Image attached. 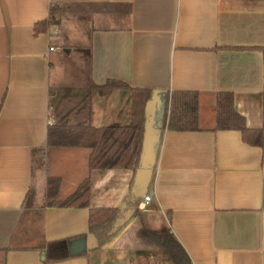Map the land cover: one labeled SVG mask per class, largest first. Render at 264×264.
I'll list each match as a JSON object with an SVG mask.
<instances>
[{
  "label": "crops",
  "instance_id": "obj_1",
  "mask_svg": "<svg viewBox=\"0 0 264 264\" xmlns=\"http://www.w3.org/2000/svg\"><path fill=\"white\" fill-rule=\"evenodd\" d=\"M50 17L55 26L34 35ZM62 52L80 68L67 71ZM107 78L150 98L197 92L198 130L164 128L156 161L143 142L152 205L128 201L134 170H89L90 148L47 144L58 93L69 122L87 113L94 126L129 120L128 88L87 95L90 81ZM219 91L232 92L248 128L264 129V0H0V264H133L144 257L136 250L155 248L137 207L152 228H171L192 264H264V136L260 147L239 130H214ZM88 175V205L46 203L48 177L59 178L61 200ZM93 207L116 209L102 244L88 229ZM89 232L96 247L44 262L49 241Z\"/></svg>",
  "mask_w": 264,
  "mask_h": 264
},
{
  "label": "trees",
  "instance_id": "obj_2",
  "mask_svg": "<svg viewBox=\"0 0 264 264\" xmlns=\"http://www.w3.org/2000/svg\"><path fill=\"white\" fill-rule=\"evenodd\" d=\"M54 9V7H52ZM57 20L35 22L34 35L45 32L55 26ZM128 88L131 92L129 120L123 124L94 126L88 120V113L82 120L69 122L68 109L61 107V99L54 103L55 122L47 128V144L50 146H80L90 148L88 168L110 169L129 168L135 170L138 165L143 141L146 120L145 103L152 92L148 89H138L129 86L122 80L107 78L104 83L97 84L90 81L86 87L88 96L93 94L107 95L111 89ZM155 124L157 128L193 131L198 130V96L196 91L175 90L162 93L159 98ZM58 103V105H57ZM216 129L239 130L242 140L251 145L263 147L264 129H251L246 126L245 118L233 106V94L230 91H219L215 97V125ZM59 178L48 177L46 203L49 205H88L90 177L86 176L76 189L64 199H58ZM34 201V192L29 189L24 200L25 206ZM143 230L153 240L155 250L161 252L167 264H192L185 249L173 234L171 228L163 225L159 229L152 228L142 217ZM116 213L115 208L93 207L89 209L88 229L100 238L102 244L106 234L101 232L103 224ZM169 219V215H167ZM65 242H68L65 240ZM61 240L49 241L44 252V262L60 260L69 256L68 249ZM153 251V250H152ZM136 255L148 257L152 255L150 249H139Z\"/></svg>",
  "mask_w": 264,
  "mask_h": 264
},
{
  "label": "water",
  "instance_id": "obj_3",
  "mask_svg": "<svg viewBox=\"0 0 264 264\" xmlns=\"http://www.w3.org/2000/svg\"><path fill=\"white\" fill-rule=\"evenodd\" d=\"M156 100L160 104V101L158 97L152 96V98L148 99L145 103V114H146V120L144 125V132H143V141L141 146V152L139 157V162L137 167L134 170L132 185L130 187V190L128 192V201L133 203L135 200L140 199L144 196V194L147 191L150 178H151V171H152V165L153 162H150L148 166H142L140 161L141 159V153L144 152L145 146L143 142L145 140L149 139L154 133L159 131V128H156L155 120L153 118V111L156 109V104L154 105L152 103V100ZM158 105V104H157ZM149 113V116L148 114ZM155 124V125H154ZM153 145H149L148 148L151 149ZM141 159V160H140ZM263 205H264V196H263ZM134 214L133 208H128L127 211L124 213L123 217H120L116 224L115 229L121 227L125 222ZM65 245L68 249V252L71 255L82 253V252H88L90 249L96 247L98 245L97 237L94 235V233H87L84 236L73 238L69 240L68 242H65Z\"/></svg>",
  "mask_w": 264,
  "mask_h": 264
},
{
  "label": "rangeland",
  "instance_id": "obj_4",
  "mask_svg": "<svg viewBox=\"0 0 264 264\" xmlns=\"http://www.w3.org/2000/svg\"><path fill=\"white\" fill-rule=\"evenodd\" d=\"M66 20H63V23ZM60 22L62 23V19L60 20ZM62 62L63 65L66 67L67 71H69V68H74V69H78L80 68V65H78L77 61L71 57L65 56V53L62 52ZM74 55V54H73ZM65 72V71H64ZM80 81L83 79H79ZM60 90L58 89V92ZM60 95V93H58V96ZM57 97H54L51 99V103L52 105H54V103H56L57 101H55ZM58 105V103H57ZM53 111H54V106H53ZM157 114H159V112H157ZM161 133L162 130L157 131L156 133H154V135L151 136V138H149V140L151 141V144H153V151H152V158L154 161H156L159 149H160V142H161ZM143 198V197H142ZM153 202H151L150 204L152 205ZM149 206V205H146ZM153 250V251H152ZM152 256H148V257H141L139 256L140 260H136L133 262V264H167L164 260V256L161 254V252L155 250V249H150ZM137 257V256H136Z\"/></svg>",
  "mask_w": 264,
  "mask_h": 264
},
{
  "label": "built area",
  "instance_id": "obj_5",
  "mask_svg": "<svg viewBox=\"0 0 264 264\" xmlns=\"http://www.w3.org/2000/svg\"><path fill=\"white\" fill-rule=\"evenodd\" d=\"M50 32L53 34V35H56L57 34V28L53 27L52 29H50ZM56 46H54L53 44H51L49 47H48V50L49 51H52V50H55ZM47 124L48 125H52L53 124V121L51 118H48L47 119ZM151 201V196L147 193L144 194L143 198H142V202H143V205H148Z\"/></svg>",
  "mask_w": 264,
  "mask_h": 264
}]
</instances>
